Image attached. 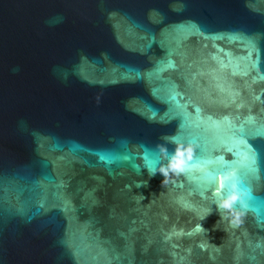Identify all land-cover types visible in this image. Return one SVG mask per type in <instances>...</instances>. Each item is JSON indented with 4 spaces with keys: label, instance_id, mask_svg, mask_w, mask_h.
<instances>
[{
    "label": "water",
    "instance_id": "obj_1",
    "mask_svg": "<svg viewBox=\"0 0 264 264\" xmlns=\"http://www.w3.org/2000/svg\"><path fill=\"white\" fill-rule=\"evenodd\" d=\"M167 137L202 152L161 185ZM216 157L235 226L196 191ZM0 264H264V0H0Z\"/></svg>",
    "mask_w": 264,
    "mask_h": 264
},
{
    "label": "clouds",
    "instance_id": "obj_2",
    "mask_svg": "<svg viewBox=\"0 0 264 264\" xmlns=\"http://www.w3.org/2000/svg\"><path fill=\"white\" fill-rule=\"evenodd\" d=\"M168 143L173 144L171 151L167 144H157L154 152L159 157V165L155 170L150 171L149 176L159 172L163 179L161 185L168 183L169 174H181L186 171L193 157L194 145L179 141L176 137L165 138ZM211 195L214 197L212 203L216 207L219 217L232 224L239 221V218L245 212L246 192L235 179L228 183L227 188L222 187L221 177L217 175L215 187L211 189ZM209 211L208 213H210Z\"/></svg>",
    "mask_w": 264,
    "mask_h": 264
},
{
    "label": "snow or ice",
    "instance_id": "obj_3",
    "mask_svg": "<svg viewBox=\"0 0 264 264\" xmlns=\"http://www.w3.org/2000/svg\"><path fill=\"white\" fill-rule=\"evenodd\" d=\"M168 68H175V62L172 61L171 59L168 60L167 64H165L163 67L159 68L160 72H163L165 70H167ZM221 91H227L228 92V97L231 98L234 94L230 91V89H225L223 86H221ZM178 96L179 93H177L174 90V86L170 87L168 89V102L171 104L175 105V109L179 110L177 112V115L180 117L181 119V128L183 129V127L185 126V123L188 121L189 119V113L187 112V105L185 104H181L178 100ZM195 113L197 115V126H199V123L201 122L200 120V112L201 109L200 108H195ZM209 121H212V118L209 117L208 118ZM225 122H227V118H225ZM212 123L216 126L219 127L220 124L217 121H212ZM259 134V133H258ZM231 150V149H229ZM75 151V149L73 150ZM202 152V147H197L196 149V153H197V157L196 160H191L190 165L192 167V165L196 162L199 161L200 158V153ZM237 155H239L241 157V163L240 166L243 168L248 169L249 171H254V169L251 168V164H254L255 162V155L253 153H250L248 151H244L241 153H237ZM102 160L108 159L107 157L101 156ZM125 159H129V157H125ZM217 160L222 161V167L225 169L224 171H221L219 173V176L221 177V183H222V187L223 188H227V185L229 182H231L232 179H235L239 184H241L240 181V173L238 171H232L229 169H235L237 168V164H228L227 162H223V157H216ZM159 157L157 156V154L155 152L149 153L148 151H145L144 156H143V166L144 168L147 169L148 174L150 173V171L155 170L158 165H159ZM251 162V163H249ZM213 163L212 160H206L204 161V163L201 165V170L203 171V180L204 183L203 184H198L196 191L197 193L206 201L209 202V205L213 204L212 201L214 199V197L211 195V189L213 187H215V180L217 177V172L214 170H206V165ZM134 168H136L137 171L140 170V165H133ZM189 167L188 169H186L185 173H187V171L191 168ZM241 186L243 187V185L241 184ZM137 187H139V185H137ZM184 207L185 208H189L192 209L193 205L185 202L184 203ZM245 210H247L250 205L245 202ZM203 212H209L212 211L211 207H205L202 209ZM238 222L234 223L233 226H235L236 224H238ZM195 231H200L199 226L195 229Z\"/></svg>",
    "mask_w": 264,
    "mask_h": 264
}]
</instances>
